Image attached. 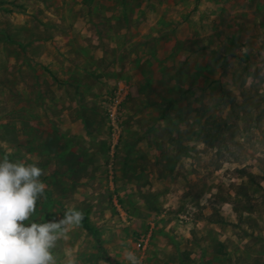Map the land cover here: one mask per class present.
<instances>
[{
	"label": "rangeland",
	"instance_id": "1",
	"mask_svg": "<svg viewBox=\"0 0 264 264\" xmlns=\"http://www.w3.org/2000/svg\"><path fill=\"white\" fill-rule=\"evenodd\" d=\"M5 157L55 264H264V0H0Z\"/></svg>",
	"mask_w": 264,
	"mask_h": 264
},
{
	"label": "clouds",
	"instance_id": "2",
	"mask_svg": "<svg viewBox=\"0 0 264 264\" xmlns=\"http://www.w3.org/2000/svg\"><path fill=\"white\" fill-rule=\"evenodd\" d=\"M35 163L0 159V264H55L52 250L60 236L78 228L82 211L70 209L58 220L25 224L36 212L47 185ZM131 264H138L128 253Z\"/></svg>",
	"mask_w": 264,
	"mask_h": 264
},
{
	"label": "trees",
	"instance_id": "3",
	"mask_svg": "<svg viewBox=\"0 0 264 264\" xmlns=\"http://www.w3.org/2000/svg\"><path fill=\"white\" fill-rule=\"evenodd\" d=\"M170 102H168V105ZM167 108V107H165ZM213 123V130H215L214 133H210L209 131L211 130V127L208 126H202L201 131L204 132V136L202 137V140L206 144H214V142L219 141V136L222 134L221 133V128H220V122L218 121H212ZM83 213V220H82V226L84 229H86L88 232L92 233L94 230V226L91 224L90 217H89V209L85 210Z\"/></svg>",
	"mask_w": 264,
	"mask_h": 264
},
{
	"label": "built area",
	"instance_id": "4",
	"mask_svg": "<svg viewBox=\"0 0 264 264\" xmlns=\"http://www.w3.org/2000/svg\"><path fill=\"white\" fill-rule=\"evenodd\" d=\"M147 239H144L142 237V239H139V241L137 242V247H145V242H146Z\"/></svg>",
	"mask_w": 264,
	"mask_h": 264
},
{
	"label": "crops",
	"instance_id": "5",
	"mask_svg": "<svg viewBox=\"0 0 264 264\" xmlns=\"http://www.w3.org/2000/svg\"><path fill=\"white\" fill-rule=\"evenodd\" d=\"M146 239H147V240H146V242H145V245H147V243H148V240H149V237H147Z\"/></svg>",
	"mask_w": 264,
	"mask_h": 264
}]
</instances>
